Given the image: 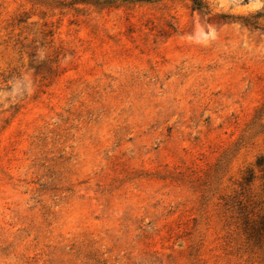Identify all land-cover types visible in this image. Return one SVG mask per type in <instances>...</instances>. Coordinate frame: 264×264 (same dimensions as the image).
<instances>
[{"label": "rangeland", "instance_id": "1", "mask_svg": "<svg viewBox=\"0 0 264 264\" xmlns=\"http://www.w3.org/2000/svg\"><path fill=\"white\" fill-rule=\"evenodd\" d=\"M205 1L0 0V264H264V0Z\"/></svg>", "mask_w": 264, "mask_h": 264}, {"label": "trees", "instance_id": "2", "mask_svg": "<svg viewBox=\"0 0 264 264\" xmlns=\"http://www.w3.org/2000/svg\"><path fill=\"white\" fill-rule=\"evenodd\" d=\"M148 1H158V0H148ZM188 3L190 4L191 10L193 12H198L204 16H209L211 11L209 10L208 4L206 3L205 0H187ZM246 4L248 2V0L244 1ZM94 5L96 6H104V5H108V3H99L96 2ZM215 18H219L222 21L226 22L229 19H234L231 16H226V15H216ZM237 20L241 21V23L247 27V28H252V29H257L258 26V21L260 19H264V6L262 8L261 11L253 14V15H249L246 17H236ZM264 166V162L263 160H258L257 161V167H262ZM251 177H248L247 179H245V181L250 182ZM260 231H264V218L261 219V222L259 223V229Z\"/></svg>", "mask_w": 264, "mask_h": 264}]
</instances>
